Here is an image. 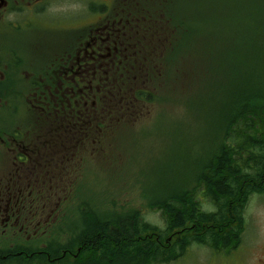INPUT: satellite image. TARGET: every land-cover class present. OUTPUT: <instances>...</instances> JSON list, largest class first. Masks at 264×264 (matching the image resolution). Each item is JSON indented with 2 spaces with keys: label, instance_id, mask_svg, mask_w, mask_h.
Returning <instances> with one entry per match:
<instances>
[{
  "label": "flooded vegetation",
  "instance_id": "obj_1",
  "mask_svg": "<svg viewBox=\"0 0 264 264\" xmlns=\"http://www.w3.org/2000/svg\"><path fill=\"white\" fill-rule=\"evenodd\" d=\"M217 1L0 0V264L158 263L138 245L156 249L155 209L110 208L91 182L188 90L197 49L206 78V41L229 32Z\"/></svg>",
  "mask_w": 264,
  "mask_h": 264
},
{
  "label": "trees",
  "instance_id": "obj_2",
  "mask_svg": "<svg viewBox=\"0 0 264 264\" xmlns=\"http://www.w3.org/2000/svg\"><path fill=\"white\" fill-rule=\"evenodd\" d=\"M262 3L261 0L238 2L232 19L226 20L228 26L223 27L229 32L209 35L205 44V79L199 78L200 51L194 52L188 90L201 81L205 86V81L210 79L207 85L210 97L205 102L215 97L214 91L225 93L226 111L220 119L222 131L219 140H212L205 148L204 157L195 161L191 185L182 180L177 185L165 186L159 198L143 191L148 199L147 207L159 210L166 225L155 226L142 217L143 235L154 229L159 237L154 250L152 243L143 240L138 243L142 261H176L193 245L208 246L216 254L226 253L242 243L247 227V204L252 195L264 193V91L261 86L249 89L241 85L238 87L241 93L229 96L232 80L247 77L242 67L249 64L251 53L254 52L257 61L262 59ZM182 7L179 4L172 11L174 21L181 22ZM207 14L216 19L221 17L219 9L216 12L209 9ZM231 28L244 33L232 34ZM207 203L214 210L207 208Z\"/></svg>",
  "mask_w": 264,
  "mask_h": 264
},
{
  "label": "rangeland",
  "instance_id": "obj_3",
  "mask_svg": "<svg viewBox=\"0 0 264 264\" xmlns=\"http://www.w3.org/2000/svg\"><path fill=\"white\" fill-rule=\"evenodd\" d=\"M239 1L242 0H218L219 15L226 20L232 19V12ZM261 6L264 13V3ZM210 26L205 31L217 30L216 27L210 29ZM203 66L206 72L204 63ZM242 72L247 73V77L232 80L230 87L233 93L230 92L229 97L241 93L238 89L241 85L249 89L261 86L264 91V51L261 61L256 60L254 52L251 53L249 64L243 65ZM209 83L210 79L205 81V86L201 81L182 93L179 87L178 93L175 91L177 96L174 94L167 100L168 107L160 114L159 121L156 115L145 117L139 123L143 130L137 133L129 131L137 136L127 138L122 146L123 152L120 151L125 155L129 153V156L108 168L98 164L100 173L93 178L91 187L99 199L110 208L123 203L145 207L148 199L145 195L140 197L144 190L146 194L154 192L159 198V193L166 190L165 186L177 185L182 180L187 186L188 183L191 185L195 161L200 156L204 157L205 148L212 140H219L222 131L220 119L226 111L223 91H214L215 97L205 102L210 97ZM205 206L214 210L210 203ZM245 214L247 227L239 248L216 254L208 246L193 245L178 260L157 264H264V193L251 196ZM146 218L161 227L166 225L160 211H146Z\"/></svg>",
  "mask_w": 264,
  "mask_h": 264
}]
</instances>
